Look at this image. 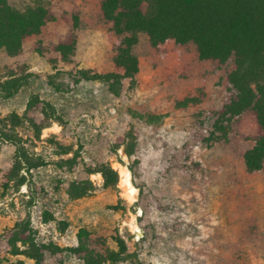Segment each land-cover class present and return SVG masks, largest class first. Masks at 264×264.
Masks as SVG:
<instances>
[{"label":"rangeland","instance_id":"1","mask_svg":"<svg viewBox=\"0 0 264 264\" xmlns=\"http://www.w3.org/2000/svg\"><path fill=\"white\" fill-rule=\"evenodd\" d=\"M6 1L53 19L16 54L0 48V85L17 80L0 87V264H37L30 244L39 264H264V164L250 173L243 161L255 117L216 125L226 66L139 34L138 70L113 93L103 78L122 75L116 39L95 0ZM76 11L75 49L62 59L52 45ZM20 224L31 243L11 247Z\"/></svg>","mask_w":264,"mask_h":264},{"label":"trees","instance_id":"2","mask_svg":"<svg viewBox=\"0 0 264 264\" xmlns=\"http://www.w3.org/2000/svg\"><path fill=\"white\" fill-rule=\"evenodd\" d=\"M97 16L108 26V32L116 39L114 46V67L122 72L109 73L103 79L111 92L120 78L132 77L138 70V60L133 52L138 35L148 37L150 47L173 39L179 45L192 44L199 60L226 66L224 79L226 95L217 111L216 125L224 120L249 111L255 117L256 130L252 137L253 145L243 154L247 172H256L264 164V0H95ZM53 13L42 5L17 10L0 0V48L9 54H16L22 42L38 35ZM72 27L65 41L52 45L62 59L75 49L73 30L79 22V12L70 15ZM17 84V80L0 85ZM8 87L2 91L16 90ZM17 121V116L12 114ZM5 140L15 141L16 136ZM117 181V174L110 167L101 170ZM108 181V180H107ZM72 195V194H71ZM85 194H74L83 196ZM22 226V228L20 227ZM12 231L15 242L30 244L25 227ZM31 254L36 263L42 258L40 250L30 244ZM83 251V252H82ZM16 254L17 252H13ZM77 254L86 253L85 250ZM85 264H92L89 255H83Z\"/></svg>","mask_w":264,"mask_h":264},{"label":"bare ground","instance_id":"3","mask_svg":"<svg viewBox=\"0 0 264 264\" xmlns=\"http://www.w3.org/2000/svg\"><path fill=\"white\" fill-rule=\"evenodd\" d=\"M121 181L127 187L128 194L130 196H133L134 193H135V188L132 187V185L130 183V174H129V171L128 170H123V172L121 174Z\"/></svg>","mask_w":264,"mask_h":264}]
</instances>
